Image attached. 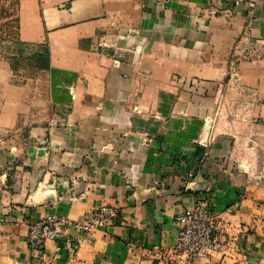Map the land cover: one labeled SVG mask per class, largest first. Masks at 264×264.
<instances>
[{"label":"crops","instance_id":"crops-1","mask_svg":"<svg viewBox=\"0 0 264 264\" xmlns=\"http://www.w3.org/2000/svg\"><path fill=\"white\" fill-rule=\"evenodd\" d=\"M7 1L31 59L0 45V264H165L200 199L238 207L194 264H264V0ZM102 204L118 219L68 228L75 251L30 246Z\"/></svg>","mask_w":264,"mask_h":264},{"label":"built area","instance_id":"built-area-1","mask_svg":"<svg viewBox=\"0 0 264 264\" xmlns=\"http://www.w3.org/2000/svg\"><path fill=\"white\" fill-rule=\"evenodd\" d=\"M230 5H240L247 2L253 4L256 0H227ZM260 44H253L246 52L258 51ZM238 207L237 202L218 212L214 209V202L200 199L191 209L181 213L177 220L180 225L175 243L162 248L159 256L165 264H194L207 260L214 253L223 249L226 244L223 236L228 232L229 221L224 213H232ZM117 207L102 204L82 219L71 220L64 218H44L30 225L28 242L30 246L41 248L48 240H60L59 246L69 252L77 249L75 240L67 234L68 228H74L85 233L106 227L111 221L117 220ZM229 234V232H228Z\"/></svg>","mask_w":264,"mask_h":264},{"label":"rangeland","instance_id":"rangeland-1","mask_svg":"<svg viewBox=\"0 0 264 264\" xmlns=\"http://www.w3.org/2000/svg\"><path fill=\"white\" fill-rule=\"evenodd\" d=\"M14 13V4L7 0H0V45L3 46L5 55L10 58L15 67H23L28 62L29 52L15 37L16 17ZM6 134L0 132V144L4 143L3 138Z\"/></svg>","mask_w":264,"mask_h":264},{"label":"trees","instance_id":"trees-1","mask_svg":"<svg viewBox=\"0 0 264 264\" xmlns=\"http://www.w3.org/2000/svg\"><path fill=\"white\" fill-rule=\"evenodd\" d=\"M37 63H39L40 66H44L46 64V57L42 56L39 60H37Z\"/></svg>","mask_w":264,"mask_h":264}]
</instances>
